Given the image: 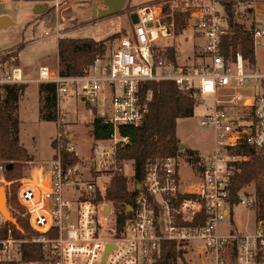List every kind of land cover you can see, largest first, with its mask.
Masks as SVG:
<instances>
[{
	"label": "built area",
	"instance_id": "obj_1",
	"mask_svg": "<svg viewBox=\"0 0 264 264\" xmlns=\"http://www.w3.org/2000/svg\"><path fill=\"white\" fill-rule=\"evenodd\" d=\"M168 3L173 4L135 8L132 27L121 34L107 58H96L81 75H61L52 60L42 62L34 78L24 77L17 66L7 75L0 73V87L52 85L56 101L77 88L88 107L101 105L89 124L85 154L72 142L75 137L57 129L51 159L20 178L19 215L30 234L16 237L10 230L0 234V264H154L163 241L174 242L182 252L196 253L202 263L209 251L214 264H264L263 221L256 218L248 231H232L231 222L220 229L228 219L229 203L251 208L256 203L252 195L233 196L231 186L249 148L264 155V30L252 26L244 31L251 36L252 62L232 42H224L232 32L219 16L217 0H201L189 9L187 24L199 38L194 42L199 62L181 63L177 50L172 60L166 53L168 46L158 43L176 34L175 11ZM259 48L262 61L256 56ZM152 80L171 81L179 89L190 90L197 100L213 99L211 111L199 118L214 130L213 147L191 161L194 177L186 179L179 173L183 149L162 144L148 161L144 178L137 180L135 173L130 177V196L110 200L106 197L110 179L127 176L131 161L117 154L128 141L120 134L121 126L138 127L143 122L147 107L142 87ZM231 86L242 91L233 92ZM57 107L61 111L59 103ZM94 119L110 127L107 137L94 136ZM59 124L60 120L57 128ZM27 243L39 248L41 258H23ZM108 244L113 247L103 259ZM223 250H228L226 258H221Z\"/></svg>",
	"mask_w": 264,
	"mask_h": 264
},
{
	"label": "rangeland",
	"instance_id": "obj_2",
	"mask_svg": "<svg viewBox=\"0 0 264 264\" xmlns=\"http://www.w3.org/2000/svg\"><path fill=\"white\" fill-rule=\"evenodd\" d=\"M144 1L146 0H126L124 6L118 12L103 17H94L91 10L94 0H52L46 3L25 0H0V15H4L10 20L7 26L0 28V54L18 51L19 64L17 67L21 69L22 75L27 78L37 76L41 60H52L55 68L58 69V66L62 68L57 54V40L59 38L89 37L95 40H106L105 55H98L97 57L107 58L111 49L117 44L121 34L126 31L125 28H128L133 23L132 14L135 8L142 6L141 3ZM200 1H195L192 6H195L196 2ZM33 3H36V5ZM252 4L259 9L256 10V16L250 17L248 14L251 9L243 8V6H248V3L238 4L235 8V14L242 17L247 27L259 26L264 30V9L260 7L264 6V0L252 2ZM37 5L40 6L36 8ZM167 5L172 6L175 12L178 10L176 3H168ZM177 5L179 6V4ZM215 7L219 16L226 23V13L218 0ZM187 26L170 38L160 39L158 43L167 45L166 51L168 53V48L178 50L184 47V50H186L189 43L199 39L194 37L191 28H187ZM45 32L49 34L45 35ZM113 34L118 35L112 38ZM18 47L20 48L18 49ZM262 51V48L257 50L259 61L263 59ZM185 54L183 53L181 58H179L181 63H188L193 60L191 58L188 61L185 60ZM194 62L198 63L199 61L197 59ZM4 68L6 69L2 70L4 71L3 74L7 75L9 67L4 66ZM25 85L27 90H25V94L23 93L24 96L20 97L19 102L21 100V103L18 102L15 114L18 120L19 141L33 157V160L28 163L23 175L32 174L31 172L34 171L37 172L44 162L51 159L54 153L51 147L52 139L55 137L57 129L67 132L68 135L69 131L71 133L74 132L70 138L74 139L75 137L72 142L76 143L80 154H85L88 145L87 138L90 136L88 132L90 130L89 124H91L95 114L100 110L101 105L87 107L88 103L79 97L78 89H70L65 97L57 101L61 111H58L57 107L55 121L43 120L39 118L40 97L42 94L43 96L44 94H52L50 93V88L40 93L38 90L49 85H38L37 83H27ZM36 87L38 88L39 98L35 107L34 96ZM236 88V86H231L233 92L242 91H236ZM2 89L3 87H0V98L2 97ZM192 95L196 104L193 113L189 117L178 119L176 127V138L178 141L173 143L175 145L185 144V148H183L179 158L181 163L179 173L181 178L186 179L194 177L195 171L191 170L190 165L191 161L195 162L193 158L196 156L199 158V155L203 156L208 153L213 147L214 138L213 128L209 125H202L199 122L201 115L211 111L213 99L208 96H202L197 100L198 97L195 94ZM145 96L149 98V94ZM58 120H60L59 128H57ZM65 133H61L63 137H65ZM188 150H191V155ZM130 160L126 170V175L129 178L135 173L134 161ZM123 176L127 178V182L132 179L125 175ZM105 178L108 177L106 176ZM112 180L113 177L110 179L109 188L112 186ZM0 186H4L6 192L7 182L3 178L2 169H0ZM236 193H238V190ZM238 195L241 199L251 197L250 195L256 199L254 183L246 185L239 191ZM227 207L229 208L228 221L225 220L220 225V229L224 230L230 222L232 231H248L256 225V203H254L252 208L241 202H231ZM3 223L4 220L0 215V227ZM227 251L223 250L221 252V258H226ZM209 254V251L205 253V256H203L205 262L202 263L198 261L199 258L196 253L182 252L181 257H177L175 261L172 260V264H214V259L212 255L208 256Z\"/></svg>",
	"mask_w": 264,
	"mask_h": 264
},
{
	"label": "trees",
	"instance_id": "obj_3",
	"mask_svg": "<svg viewBox=\"0 0 264 264\" xmlns=\"http://www.w3.org/2000/svg\"><path fill=\"white\" fill-rule=\"evenodd\" d=\"M25 1L46 3L52 0ZM192 1L180 0L176 3V7H182L183 5L188 7L186 10H179L180 8H178L175 12L176 32L181 31L188 24ZM247 1L249 0H218L226 13L229 30L232 32L224 36V42H232L241 49L246 59L254 62L251 36L245 34L241 24L236 21L235 17V8L238 4H245ZM117 35L113 34L112 38ZM105 41L89 37L59 38L57 40V54L62 66L60 68L57 65L59 73L67 76L81 75L98 55H105ZM168 51L169 53L166 52L168 58L174 60L175 50L168 48ZM18 62V51L0 54V73H3L2 70L6 69L4 66H8L10 71L12 67L18 65ZM25 88V84H6L3 86L2 97L0 98V167L3 170V178L7 182L6 203L11 215L17 219L22 228V231H18L11 223L4 222L0 227V234L6 235L10 230L11 234L16 237H27L30 234L29 228L19 215L21 207L17 199L19 180L24 176L23 173L28 163L33 160V157L19 141L18 120L15 114L20 96ZM48 88L51 89L50 93L52 95H41L39 118L55 121L57 117L55 87L52 85L44 87L40 89V92ZM146 94H149V98L145 96ZM141 95L146 100V116L138 127L121 126L120 134L127 136L128 141L117 150V154L121 158H129L134 161L137 180L144 178L148 161L157 154L162 144L178 141L176 138L177 121L179 118L191 116L196 105L190 90L179 89L173 82L166 80L145 82ZM109 132V126H103L98 119H94L93 134L95 137L105 138ZM250 149H248L247 160L240 162L234 172L231 194L233 196L238 195L242 188L249 183H254L257 205L256 218L264 223V155L256 154ZM188 153L191 155V150H188ZM193 159L198 160V156ZM11 163L12 167L7 169L6 166ZM237 190L238 193H236ZM129 196L127 178L123 175H115L112 186L107 190L106 197L110 200L122 201ZM23 248L25 251L23 258L25 260L41 258V253L36 245L27 243ZM181 254L182 251L177 249L174 242L163 241L160 257L154 264H172V260L175 261L177 257H181Z\"/></svg>",
	"mask_w": 264,
	"mask_h": 264
},
{
	"label": "water",
	"instance_id": "obj_4",
	"mask_svg": "<svg viewBox=\"0 0 264 264\" xmlns=\"http://www.w3.org/2000/svg\"><path fill=\"white\" fill-rule=\"evenodd\" d=\"M126 0H102L101 2L95 3L91 9L93 10V16L97 17H103L110 14H114L118 12L125 4ZM100 4H102L104 7H101ZM4 17H0V28L4 26L5 24L3 22H8V19H3ZM133 18V22H136L135 17ZM4 20V21H3ZM180 149L185 148L184 143L178 144ZM12 167V163L8 164L6 166L7 169H10ZM6 192L5 187L0 186V215L3 218L4 222L11 223L18 231H22L21 226L19 225L17 219L11 215L10 210L7 207L6 203ZM113 246L111 244H108L106 246L105 254L103 256V259L106 256V253L109 249H111Z\"/></svg>",
	"mask_w": 264,
	"mask_h": 264
},
{
	"label": "crops",
	"instance_id": "obj_5",
	"mask_svg": "<svg viewBox=\"0 0 264 264\" xmlns=\"http://www.w3.org/2000/svg\"><path fill=\"white\" fill-rule=\"evenodd\" d=\"M178 1V0H177ZM177 1L176 0H146V1H144L143 3H141L142 5H146V4H152V3H159V2H173V3H177ZM195 1H197V0H193L192 1V4L193 3H195ZM203 1V0H202ZM259 0H249V1H247L246 3H248V6H243V8L245 9V8H250L251 9V11L249 12V14L248 15H250V17H254V16H256V10L258 9L257 7H256V5H253L252 4V2H258ZM178 2H180V1H178ZM196 3H198V2H196ZM33 4H35L36 5V3H33ZM40 5H37L36 6V8L37 7H39ZM258 6V5H257ZM42 7H45V6H42ZM181 7V6H180ZM180 7H178V8H180ZM183 7H187V5H183L181 8H183ZM261 8H263L264 9V6H260ZM41 9V8H40ZM259 10V9H258ZM93 11V10H92ZM264 11V10H263ZM0 17H4L3 19H8L6 16H1L0 15ZM95 17V16H94ZM236 17V21L239 23V24H241V26H242V28H243V30L246 32L247 30H249L252 26H250V27H247L246 25H245V21L242 19V17L241 16H239L238 14L235 16ZM4 21V20H3ZM5 25L4 26H2V27H5V26H7L9 23H10V20L8 19V22H3ZM1 27V28H2ZM132 27V24L128 27V28H125L126 30H129L130 28ZM195 41H192V43H189V46L186 48V50H184V47H182V49H175V50H177V57H179L180 56V58H181V56H182V54L183 53H186L185 54V60H187L188 61V59L189 58H191V59H193V60H191V61H189V62H193V61H195L196 59V55H197V53H199V50H198V46H196L195 45V43H194ZM257 56V55H256ZM42 62H47V61H44V60H41L40 61V63H42ZM19 64V63H18ZM38 85H40V84H38ZM27 87V86H26ZM25 90H27L26 88H25ZM25 90H24V94H25ZM37 90H38V88L36 87V90H35V107H36V104H37V102H38V98H39V95H38V93H37ZM38 92H40V90H38ZM24 94H22L21 96L23 97L24 96ZM20 96V97H21ZM19 103H21V100H20V102ZM88 107V106H87ZM90 108V107H89ZM72 133H74V132H72ZM72 133L69 131V136H72Z\"/></svg>",
	"mask_w": 264,
	"mask_h": 264
},
{
	"label": "flooded vegetation",
	"instance_id": "obj_6",
	"mask_svg": "<svg viewBox=\"0 0 264 264\" xmlns=\"http://www.w3.org/2000/svg\"><path fill=\"white\" fill-rule=\"evenodd\" d=\"M102 0H94V3L91 5V7L95 4V3H98V2H101ZM101 7H104L102 4H100ZM92 10V9H91Z\"/></svg>",
	"mask_w": 264,
	"mask_h": 264
}]
</instances>
